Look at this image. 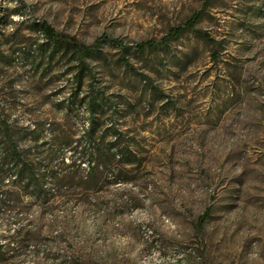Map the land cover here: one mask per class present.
I'll return each instance as SVG.
<instances>
[{
  "label": "rangeland",
  "instance_id": "374dc122",
  "mask_svg": "<svg viewBox=\"0 0 264 264\" xmlns=\"http://www.w3.org/2000/svg\"><path fill=\"white\" fill-rule=\"evenodd\" d=\"M0 264H264V0H0Z\"/></svg>",
  "mask_w": 264,
  "mask_h": 264
},
{
  "label": "trees",
  "instance_id": "16d2710c",
  "mask_svg": "<svg viewBox=\"0 0 264 264\" xmlns=\"http://www.w3.org/2000/svg\"><path fill=\"white\" fill-rule=\"evenodd\" d=\"M201 15L202 12L197 11L183 25L171 28L169 32L159 41H147L138 44L137 47L142 49L148 46H166L170 41L175 39L186 30H192L195 24L199 21ZM34 24L36 26V29L43 34L51 53H57L60 51H72L77 55L78 60L84 62L86 58L94 57L100 52V46L103 42V36L96 38L91 44H85L83 42H80L74 36L56 32L54 28L46 21H36ZM199 32L205 39L209 40V37L206 33L201 31ZM11 151V153H8L6 155L7 157H9L7 159V162L10 164L9 170H13L11 176H13L14 178H18L19 180L24 181L27 185L35 188V186L39 185L40 182L38 178H35V172L32 168H30V164L24 163L23 160H21L16 146H13ZM38 189H41V186H39ZM204 215L205 214L199 216V224L203 223L205 217Z\"/></svg>",
  "mask_w": 264,
  "mask_h": 264
}]
</instances>
